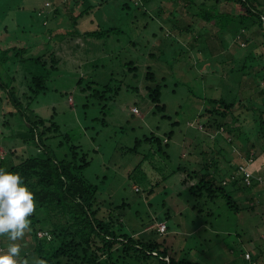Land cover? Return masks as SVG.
Returning a JSON list of instances; mask_svg holds the SVG:
<instances>
[{
    "label": "rangeland",
    "instance_id": "374dc122",
    "mask_svg": "<svg viewBox=\"0 0 264 264\" xmlns=\"http://www.w3.org/2000/svg\"><path fill=\"white\" fill-rule=\"evenodd\" d=\"M63 1L56 0L53 5L50 0H0V99L4 102L0 105V128L3 116L14 112L9 103L13 97L7 93L11 90L27 115L48 122L53 118L58 132L45 146L58 160L68 154L66 146L57 149L64 136L81 147L88 163L82 177L98 187V198L105 201L102 214L111 212L123 234L142 244L157 242L160 251L175 262L264 264V197L258 196L261 202L256 206L247 201L234 212L221 197L210 201L196 187L203 176L219 179L232 173L234 159L240 154L223 140L221 129L215 134L230 116L221 119L215 112L201 115L206 108L212 110L208 101L236 98L250 104L257 100L264 113V93H259L264 89V37L256 25L241 32L248 40L244 41L243 36L231 30L218 31L196 15L202 5L213 10L215 1L223 4L218 9L229 12L231 6L224 0H191L194 6L191 3L187 8V0H153L146 16L141 7L136 8V0H110L101 9L95 7L75 31L71 8ZM124 1L132 6L129 11L121 8ZM258 2L264 14V0ZM158 8L163 13L156 18L151 12ZM55 10L59 16L52 18ZM38 15L47 19L41 22ZM109 29L114 31L104 33ZM86 32H97L100 37H84ZM9 46L12 51L4 52ZM52 47L60 59L55 70L31 61L43 57L49 64ZM17 49L24 50L21 58L14 57ZM250 55L259 70L262 67V89L256 88L248 65L243 75L234 73ZM129 63L135 71L129 70ZM147 70L155 76L152 83L145 80ZM33 76L41 77L45 88L28 99L26 81ZM148 85L161 87L164 112L154 110L146 92ZM106 90L110 91L106 100L94 98L95 92ZM248 92L252 96L248 97ZM134 108L137 114L132 113ZM16 122L14 117L9 123L14 135L20 131ZM243 128L248 136L244 152L255 147L258 153L251 171L263 173L264 137L255 134L256 123L245 122ZM145 137L168 144L166 156L156 153L150 142H141L131 152L135 142ZM22 145L16 138L3 140L5 148H0V155L8 153L7 147L24 149L28 155L35 149ZM250 193L238 195L246 198ZM164 216L169 219L160 220ZM161 221L168 228L162 235L156 231ZM21 241L29 243L30 239L24 234L11 242L20 249L28 247L21 246ZM118 250L120 254L121 246ZM246 252L251 261L245 260ZM134 254L117 259L118 264H159L157 258L143 260ZM22 262L35 264V259L28 251Z\"/></svg>",
    "mask_w": 264,
    "mask_h": 264
},
{
    "label": "trees",
    "instance_id": "16d2710c",
    "mask_svg": "<svg viewBox=\"0 0 264 264\" xmlns=\"http://www.w3.org/2000/svg\"><path fill=\"white\" fill-rule=\"evenodd\" d=\"M54 5L56 0H50ZM60 1V0H57ZM93 0H64L63 5L69 6L71 8L70 15L73 16V29L78 31L75 26H79L80 21L86 19V17L91 16L93 9L97 7L101 9L103 6H107L110 0H96L97 4L92 2ZM139 1V2H138ZM153 0H136L135 5L138 9L142 8L145 16L146 8L149 10ZM224 4H230L231 10L221 11L218 9L219 4L215 1L211 5L213 10L204 9L202 5L197 10L196 15L206 23H210L218 27V31H229L231 30L234 35H241L242 31H247L250 26L256 25V29L261 32L264 37V14L259 10L262 6L258 0H224ZM187 5L190 7L192 1L187 0ZM194 6V4L192 3ZM192 6V7H193ZM131 5L128 1H124L121 4L123 10L129 11ZM55 8V6H54ZM164 10V9H163ZM139 11V10H137ZM151 12L154 17L161 16L162 9L152 10ZM99 17L101 18V11L97 10ZM59 12L55 10L53 12V17H58ZM41 18V22L47 19V16L38 15ZM175 27V26H174ZM114 29L107 30L106 34L113 32ZM189 32V28L187 31ZM74 34V33H73ZM84 37H94L98 39L100 34L97 32H86ZM235 36V37H236ZM243 36V35H241ZM155 37V36H154ZM244 41H248L244 38ZM10 47V48H9ZM7 47L6 51H12V47ZM54 47L48 51L50 53L49 64L45 62L43 57L32 58L31 61L43 66L44 63L52 70H55L60 59L55 56L52 52ZM14 49V48H13ZM77 48H73L75 51ZM249 51V50H248ZM3 52V55L5 54ZM250 53V51H249ZM24 54L23 49H17L14 57L21 58ZM5 57L3 56V60ZM30 60V59H29ZM245 64H242L234 72L236 75H243V70L248 65L253 72L251 78L256 80V88L262 89L259 82L263 80V75L260 76V70L258 63H254L252 56L244 60ZM255 64V65H251ZM129 70L135 71L136 68L133 67L132 63H129ZM133 67V68H131ZM230 73H233L230 71ZM235 75V77H236ZM154 74L147 70L145 75V80L149 83L153 82ZM0 80V88H2ZM26 86L28 89V99H33L38 96L40 92L44 91V80L39 76H33L26 81ZM259 91V90H257ZM110 91L106 90L102 93L95 92L93 94L94 98L100 101L106 100V95ZM146 92L149 96L151 103L154 104V110L156 112H164L165 105H161V87L156 85L155 87L146 86ZM8 95L13 97L9 100L13 106L14 112L6 113L2 119V125L0 130V148H5L1 146L2 141H7V139L12 140L13 138L19 139L22 142V146H34L35 148L28 155L24 149L23 151L18 148L7 147L8 153H3L0 155V168H4L7 171L14 173H19L23 177L24 183L34 194L35 209L34 212L29 217L30 219V230L26 231L25 234L30 239V244L21 241V246L27 244L28 247H23L21 249V261L19 264H23L22 260L27 257L28 251L35 259L43 260L46 264H118L117 259H125L132 257L130 253H135L137 258L140 257L143 260L148 258H157L159 264H192L186 263L185 261H176L168 257L165 251H160L161 245L155 241L147 242L142 244L132 237L123 234L121 230V225L109 212L106 216L102 214V208L105 201H101L98 198V187L88 183L82 177V171L87 168L88 163L85 161V155L80 153L81 147L73 145L68 136H64L61 141L57 144V149L60 150L64 146L67 147V155H64L62 160H58L53 154L50 153L48 148L45 146V142L53 138L58 132V127L53 123V118L50 121L44 120L37 116L30 117L24 111L22 107L18 105L20 103L11 90H8ZM260 94L264 93V89L259 91ZM7 97V99L9 98ZM252 96L248 92V97ZM263 103H264V97ZM250 100V98H249ZM251 101V100H250ZM257 100L250 102V104L241 103V100L233 99H219L208 101L211 105L212 110L206 108L201 115L211 116L212 114H219L221 119H226L230 116V121L225 122L223 125H219V129L215 132L216 135L220 134L223 140L228 141L231 147H234L239 152V157L236 156L234 159L235 164H232V173L229 175L218 176L216 179L214 175H206L199 179L197 188L200 192L203 190L206 197L213 201L214 198L221 197L224 199L226 207L234 212L240 210V206L244 202L250 201L254 206L259 204L258 196L264 197V185L256 179L252 181L251 186L246 187L242 183V178L237 176L234 180L230 177L237 172V169L245 159H251L249 163V170L254 164L255 156H257V151H254L255 147L251 150L244 152V142L248 136L243 128L244 123L248 121L257 125V133H255L260 139L264 137V113L257 107ZM4 104L3 100L0 99V105ZM208 107V106H207ZM28 106L24 108L27 110ZM0 110H2L0 108ZM220 110V112H218ZM263 113V114H261ZM200 115V116H201ZM7 116V118H6ZM17 121L20 126V131L14 135L13 131H10V120ZM166 118V116H163ZM249 119V120H248ZM0 128V129H1ZM8 129V133L6 132ZM173 132H169L167 137L170 139ZM220 138V137H219ZM9 142V141H8ZM141 142L154 144L156 153L166 156L165 149L168 148V144H164L158 138L145 137L143 140H137L135 146L130 150L131 152L136 151ZM36 150V151H35ZM254 152V153H253ZM235 158V157H234ZM179 170V169H178ZM252 172V171H251ZM254 177H262L264 179L263 173H254ZM226 181L227 184L223 185ZM243 191H250V196L241 197L238 195ZM252 208V207H251ZM168 216H164L160 220L167 221ZM116 224L119 225V229L116 228ZM47 229V231L45 230ZM168 229V228H167ZM44 232L47 236L39 238L37 233ZM12 242L7 236H0V252L7 248ZM121 246L120 254L118 248ZM155 253V255H153ZM134 254V255H135ZM250 253H245V255ZM251 261V257L246 259ZM123 263V262H122ZM251 264H256L252 262Z\"/></svg>",
    "mask_w": 264,
    "mask_h": 264
},
{
    "label": "clouds",
    "instance_id": "9594fccd",
    "mask_svg": "<svg viewBox=\"0 0 264 264\" xmlns=\"http://www.w3.org/2000/svg\"><path fill=\"white\" fill-rule=\"evenodd\" d=\"M35 206L34 194L24 183L23 177L0 168V236H7L13 242L21 239L30 230L29 217ZM20 252L19 245L11 243L6 252L0 253V264H19ZM36 264L46 262L38 260Z\"/></svg>",
    "mask_w": 264,
    "mask_h": 264
},
{
    "label": "built area",
    "instance_id": "2783aa9c",
    "mask_svg": "<svg viewBox=\"0 0 264 264\" xmlns=\"http://www.w3.org/2000/svg\"><path fill=\"white\" fill-rule=\"evenodd\" d=\"M132 112L135 113V114L138 113L136 108L132 109ZM250 162H251V159L243 160V162H242L243 164H241L239 166V168L237 169V172L234 175H232L230 177V179L234 180L237 176H239V177L242 178L243 185L246 186V187H249V186H251L252 181L257 178V180H259L264 185V179H262V177H260V176L259 177H254L252 172L249 170V165H250L249 163ZM226 184H227V182L224 181L223 185H226ZM166 230H167V226H166L165 223L157 224V231H158L159 234H164L166 232ZM37 236L39 238H41V237L47 236V234L44 233V232H39V233H37ZM245 258L249 259L250 256L248 254H246Z\"/></svg>",
    "mask_w": 264,
    "mask_h": 264
}]
</instances>
